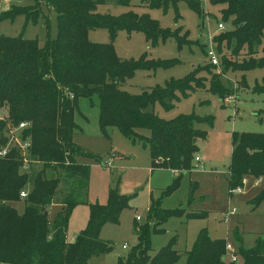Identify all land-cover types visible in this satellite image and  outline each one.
<instances>
[{
    "label": "trees",
    "instance_id": "obj_1",
    "mask_svg": "<svg viewBox=\"0 0 264 264\" xmlns=\"http://www.w3.org/2000/svg\"><path fill=\"white\" fill-rule=\"evenodd\" d=\"M32 1L34 4L29 7L0 9V23L20 14L35 21L41 14V4L51 7L57 20L56 37H47L43 45L38 39L0 34V109H7L6 116L0 118V148L6 144L8 126L22 122L28 124L22 130V138L30 141L27 170L22 169L16 149L0 157V264H88L92 257L112 250L110 243L100 238V232L105 224L118 223L129 197L111 188L105 204L88 203L89 166L78 163L75 157L99 158L89 155L72 140L79 130L74 119L78 99L92 96L98 98V125L105 136L110 128H116L132 142H141L148 148L152 169L178 173L158 198L151 199L146 220H135L137 242L125 257L119 256L117 264H175L180 258L175 236L154 254H150V238L163 233L162 225L170 218L206 217V212L187 209L197 189L196 181L189 184L186 207L166 209L161 203L194 167L197 143L207 136V131L198 125L212 127L214 118L192 113L164 119L148 107L158 103L169 110L188 92L206 88L223 100L233 90L223 83L221 73L264 67V0H210L211 4L225 5L220 10L221 19L230 20L232 26L213 37L220 73L216 66L205 62L182 78H170L163 85L135 94L122 85L136 70L166 68L178 61L149 59L146 52L136 59H122L112 43L116 33L140 31L151 46L174 37L181 47L190 43L187 31L181 34V27L162 28L148 13L96 12L98 5L114 2L126 7L131 0ZM180 1L201 18L202 24V0H141L149 8L163 10L170 5L176 10ZM98 27L109 31L110 42L88 39L89 31ZM201 49L206 55L204 45ZM253 91L264 93V78ZM35 164L40 165L39 169L34 168ZM246 176L264 177V133H232L227 176L230 194L243 186ZM22 190L27 192L23 198ZM263 200L264 187L250 203L256 207ZM19 201L24 205L21 213L12 205ZM51 204L59 205L52 220L48 215ZM79 204L88 206V218L73 241H67L69 220ZM236 240L241 241L240 237ZM225 243L226 239L212 238L206 228L200 229L186 252L185 264H225ZM236 254L240 264H264V239L257 238L248 248L240 245Z\"/></svg>",
    "mask_w": 264,
    "mask_h": 264
},
{
    "label": "rangeland",
    "instance_id": "obj_2",
    "mask_svg": "<svg viewBox=\"0 0 264 264\" xmlns=\"http://www.w3.org/2000/svg\"><path fill=\"white\" fill-rule=\"evenodd\" d=\"M33 4L32 0H1L0 8L8 10L12 6L29 7ZM224 6V4H211L210 0H202L204 17L201 24V18L183 1L178 2L176 10L171 5L166 10L149 8L141 0H131L130 5L126 7L114 2L98 5L96 9L98 13L119 15L127 10H133L139 14L148 13L162 28L174 30L181 27V34L188 32L190 43L179 47L174 37L164 41L159 40L155 46H151L142 32L128 33L125 30H119L112 43L120 58L136 59L146 52L149 59L178 61L166 68L136 70L122 88L130 93H139L142 89L163 85L170 78H182L193 67L208 62L201 45L205 46V50L212 45L209 34L214 37L221 32L217 30V23L221 22L225 30L232 27L230 20L225 22L221 19L220 10ZM40 10L41 14L35 21L27 20L23 14L16 16L13 20L2 21L0 34L38 39L40 45H43L47 37L55 38L57 35L56 12L45 4L40 5ZM176 15H178L177 19H175ZM88 34V39L92 42L111 41L109 31L104 27L91 29ZM216 55L219 59L217 51ZM220 70L219 62L217 72L220 73ZM221 76L223 83L233 90L230 94L236 98L233 106L225 103L224 99L220 100L206 88L188 92L186 96L180 97L174 103V107L169 110L163 109L158 103L148 107V110H152L164 119L192 113L198 116L211 115L214 118L212 127L205 124L198 125V128L207 131L206 138L198 141L199 148L195 154L201 158L204 170L201 169L202 166L194 163L192 173L183 175L179 187L170 196L163 198L161 203L166 209H174L180 205L186 207L189 184L191 181H196L197 189L187 209L206 212V217L170 218L162 225L164 232L152 234L150 238L152 248L150 254H154L160 247L167 244L172 236H175V249L180 254L175 264H185L186 252L191 248L197 233L202 228H206L212 238L226 239L235 251L240 245L248 248L254 245L257 238L264 239V200L256 207L250 203L251 199L264 187V177L257 179L246 176L240 192H231V194L227 180L232 133H264V93L253 91L256 83L260 84L264 78V67L247 71H227L225 74L221 73ZM243 81L245 84L242 83ZM6 114L7 109L1 108L0 118L5 117ZM98 114L97 96L80 97L74 119L82 131H76L72 140L89 155L99 158L95 160L81 155L75 157L78 163L89 166L86 201L105 204L111 188L129 197L128 206L120 212L118 223H107L101 229L100 238L109 242L112 250L92 257L88 263L117 264L119 256L125 257L137 242L135 220L138 223L146 220L151 199L158 198L173 178L171 179V173L167 171L154 169L152 172L150 170L149 151L141 142H132L116 128H110L105 136L100 131L97 120L94 119ZM141 131L148 134L147 130ZM111 154L115 155L111 166H103V162ZM39 167V164L34 165L35 169ZM12 205L19 213L23 211L22 201L14 202ZM233 208L236 210L235 214L224 219L223 214ZM58 210L59 207L56 206L48 208L50 220L54 218ZM137 216L139 220L136 219ZM87 218L88 206L86 204L76 206L66 232L68 239L77 235L85 226ZM236 237H240L241 241L236 240ZM123 245L125 248L122 247ZM224 261L225 264H231L229 255L224 256ZM235 264H240V260L238 259Z\"/></svg>",
    "mask_w": 264,
    "mask_h": 264
},
{
    "label": "built area",
    "instance_id": "obj_3",
    "mask_svg": "<svg viewBox=\"0 0 264 264\" xmlns=\"http://www.w3.org/2000/svg\"><path fill=\"white\" fill-rule=\"evenodd\" d=\"M217 30H225V27L221 22L217 23ZM209 40L212 42V45L206 49V56L208 58V62L218 68L219 59L216 55V50L213 46V36L211 34H209ZM235 99L236 98L234 95H230L228 97H225L224 101L225 103L233 106ZM27 125V123L22 122L15 127L8 126L5 134L7 139L6 144L0 148V157L6 155L9 150L16 149L22 161V169L24 171L27 170L29 166L28 151L30 147V141L28 139L25 140L22 138V130L27 127ZM114 156V154H111L107 159H105V161L103 162V166L110 167ZM199 160L200 158L198 156L194 157L195 165H199ZM232 192H240V187L233 189ZM26 195V190H22L20 192L21 198L25 197ZM235 212L236 210L234 208L228 210L224 215V219H228V217L230 215L235 214ZM136 219L139 220L140 218L137 216ZM122 247L125 248V245H123ZM226 254L229 255L231 263H236L238 261V255L236 254V251L233 250L232 245L229 242L225 243V255Z\"/></svg>",
    "mask_w": 264,
    "mask_h": 264
},
{
    "label": "crops",
    "instance_id": "obj_4",
    "mask_svg": "<svg viewBox=\"0 0 264 264\" xmlns=\"http://www.w3.org/2000/svg\"><path fill=\"white\" fill-rule=\"evenodd\" d=\"M0 3H1V2H0ZM0 9H1V8H0ZM88 35H89V34H88ZM125 82H126V81H125ZM125 82H124V84H125ZM125 90H126V89H125ZM142 90H143V89H142ZM142 90H140V92H141ZM127 91H128V90H127ZM128 92H129V91H128ZM84 118H85V120L87 121V118H86V117H84ZM94 119H95V121L97 120V122H98V116H95ZM77 131H82V129L79 128V130H77ZM74 133H75V132H74ZM144 134H145V133H144ZM197 145H198V143H197ZM198 148H199V147H198ZM149 157H150V156H149ZM199 165L202 166L201 169L204 170V169H203V163H202L201 158H200V160H199ZM150 170H151L152 172H153V170H154V169H152L151 165H150ZM155 170H164V171H167V172L171 173V174H170L171 179L174 178V177L178 174L176 171H172V170H169V169L156 168ZM192 171H193V170H191L189 173H186V174H191ZM184 175H185V174H184ZM258 179H260V178H258ZM51 206L59 207L58 204H51ZM51 206H50V207H51ZM50 207H49V209H50ZM75 209H76V207L74 208V210H75ZM74 210H73V211H74ZM73 211H72V212H73ZM224 215H225V213L223 214V217H224ZM80 230H81V229H80ZM80 230H79V231H80ZM100 234H101V232H100ZM74 238H75V237H74ZM74 238L68 239V238H67V234H66V240H67V241H73Z\"/></svg>",
    "mask_w": 264,
    "mask_h": 264
}]
</instances>
